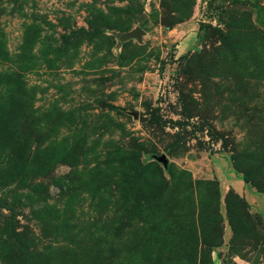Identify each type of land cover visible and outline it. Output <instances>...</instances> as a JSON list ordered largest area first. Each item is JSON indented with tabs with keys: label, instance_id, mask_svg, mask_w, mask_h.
Returning a JSON list of instances; mask_svg holds the SVG:
<instances>
[{
	"label": "rangeland",
	"instance_id": "1",
	"mask_svg": "<svg viewBox=\"0 0 264 264\" xmlns=\"http://www.w3.org/2000/svg\"><path fill=\"white\" fill-rule=\"evenodd\" d=\"M229 173L261 210L264 0H0V264H264Z\"/></svg>",
	"mask_w": 264,
	"mask_h": 264
},
{
	"label": "trees",
	"instance_id": "2",
	"mask_svg": "<svg viewBox=\"0 0 264 264\" xmlns=\"http://www.w3.org/2000/svg\"><path fill=\"white\" fill-rule=\"evenodd\" d=\"M129 30V29H127ZM242 180L248 184L249 181L244 177ZM215 190L213 196L206 199L205 202L199 203L201 205L202 220L199 219V223H211V234H215V238L211 241L204 242L205 247H215L220 243V231L222 216L219 213V186L218 182H213ZM206 190V189H205ZM261 192V191H259ZM233 196L234 200L231 204L229 202L230 197ZM226 207H227V220L233 231L234 237L236 236V225L237 223H254L252 219L254 217L249 212V205L244 198L240 197L233 189H229L226 196ZM207 221L204 222V218ZM258 217V216H257ZM260 219V217H258Z\"/></svg>",
	"mask_w": 264,
	"mask_h": 264
},
{
	"label": "crops",
	"instance_id": "3",
	"mask_svg": "<svg viewBox=\"0 0 264 264\" xmlns=\"http://www.w3.org/2000/svg\"><path fill=\"white\" fill-rule=\"evenodd\" d=\"M181 44V43H180ZM180 47V46H179ZM233 173H229L226 177L224 184V189H233L240 197L244 198L246 202L250 205L252 212L259 213L264 217V206L261 207V210L256 206L257 199L255 197V191L252 187L246 184L242 179L236 177ZM264 203V196H263Z\"/></svg>",
	"mask_w": 264,
	"mask_h": 264
},
{
	"label": "water",
	"instance_id": "4",
	"mask_svg": "<svg viewBox=\"0 0 264 264\" xmlns=\"http://www.w3.org/2000/svg\"><path fill=\"white\" fill-rule=\"evenodd\" d=\"M144 32L139 29V28H135L134 30L132 31H129V32H126V33H122L118 36V39L120 41H128V40H131V39H137L140 41V36L143 34Z\"/></svg>",
	"mask_w": 264,
	"mask_h": 264
}]
</instances>
